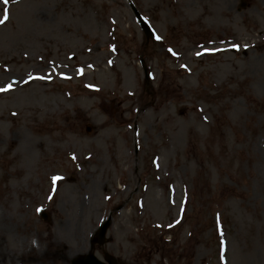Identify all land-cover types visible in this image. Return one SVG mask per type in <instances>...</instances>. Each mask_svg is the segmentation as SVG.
Segmentation results:
<instances>
[{
  "label": "rangeland",
  "instance_id": "rangeland-1",
  "mask_svg": "<svg viewBox=\"0 0 264 264\" xmlns=\"http://www.w3.org/2000/svg\"><path fill=\"white\" fill-rule=\"evenodd\" d=\"M5 13L0 264H71L110 214L100 260L264 264V0Z\"/></svg>",
  "mask_w": 264,
  "mask_h": 264
},
{
  "label": "water",
  "instance_id": "water-1",
  "mask_svg": "<svg viewBox=\"0 0 264 264\" xmlns=\"http://www.w3.org/2000/svg\"><path fill=\"white\" fill-rule=\"evenodd\" d=\"M143 28L145 29V27L143 26ZM146 33H147V30L145 29ZM109 219L104 222V224L99 228V230L96 232V235H97V243L98 244H101L104 240V236H105V231L107 229V227L109 226ZM106 261L108 262V264H114L113 262V259L111 258H108L106 259ZM73 264H102L100 263L95 257H93L92 253L86 255V256H83L82 258H79L75 261H73Z\"/></svg>",
  "mask_w": 264,
  "mask_h": 264
},
{
  "label": "snow or ice",
  "instance_id": "snow-or-ice-1",
  "mask_svg": "<svg viewBox=\"0 0 264 264\" xmlns=\"http://www.w3.org/2000/svg\"><path fill=\"white\" fill-rule=\"evenodd\" d=\"M5 3H7V0H4ZM7 19V14L5 13L4 17L2 19H0V23H4ZM0 90H7V89H0ZM56 179L58 178H53V182L55 183Z\"/></svg>",
  "mask_w": 264,
  "mask_h": 264
},
{
  "label": "bare ground",
  "instance_id": "bare-ground-1",
  "mask_svg": "<svg viewBox=\"0 0 264 264\" xmlns=\"http://www.w3.org/2000/svg\"><path fill=\"white\" fill-rule=\"evenodd\" d=\"M222 42V41H221ZM223 43V42H222ZM53 243L56 245V243H55V241L53 240ZM27 253H25V257H27ZM3 259V255H2V252L0 253V260H2ZM10 260V259H9ZM10 261H12V260H10ZM28 264H30L29 262H28ZM32 264H34V263H32Z\"/></svg>",
  "mask_w": 264,
  "mask_h": 264
}]
</instances>
